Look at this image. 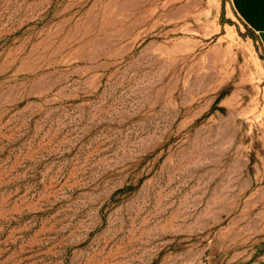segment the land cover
<instances>
[{
	"label": "rangeland",
	"instance_id": "1",
	"mask_svg": "<svg viewBox=\"0 0 264 264\" xmlns=\"http://www.w3.org/2000/svg\"><path fill=\"white\" fill-rule=\"evenodd\" d=\"M0 264H264V49L228 0H0Z\"/></svg>",
	"mask_w": 264,
	"mask_h": 264
},
{
	"label": "crops",
	"instance_id": "2",
	"mask_svg": "<svg viewBox=\"0 0 264 264\" xmlns=\"http://www.w3.org/2000/svg\"><path fill=\"white\" fill-rule=\"evenodd\" d=\"M235 15L259 38L264 49V0H228Z\"/></svg>",
	"mask_w": 264,
	"mask_h": 264
}]
</instances>
